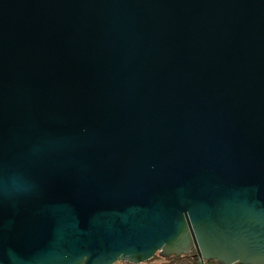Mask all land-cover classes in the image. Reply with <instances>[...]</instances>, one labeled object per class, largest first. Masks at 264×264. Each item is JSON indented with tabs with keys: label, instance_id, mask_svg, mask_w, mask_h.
<instances>
[{
	"label": "water",
	"instance_id": "1",
	"mask_svg": "<svg viewBox=\"0 0 264 264\" xmlns=\"http://www.w3.org/2000/svg\"><path fill=\"white\" fill-rule=\"evenodd\" d=\"M264 264V0H0V264Z\"/></svg>",
	"mask_w": 264,
	"mask_h": 264
},
{
	"label": "trees",
	"instance_id": "2",
	"mask_svg": "<svg viewBox=\"0 0 264 264\" xmlns=\"http://www.w3.org/2000/svg\"><path fill=\"white\" fill-rule=\"evenodd\" d=\"M161 258L163 260H169V261H178V260H182L184 262H186L187 264H201V260L199 259L198 255L196 254L195 250H192L190 253L186 254V255H181V256H170L168 258H162L160 256H158L157 254L154 255V257H152L150 260L152 259H156V258ZM205 264H219L217 263L215 260H208V261H204Z\"/></svg>",
	"mask_w": 264,
	"mask_h": 264
},
{
	"label": "rangeland",
	"instance_id": "3",
	"mask_svg": "<svg viewBox=\"0 0 264 264\" xmlns=\"http://www.w3.org/2000/svg\"><path fill=\"white\" fill-rule=\"evenodd\" d=\"M159 256V255H158ZM115 264H131L128 262H117ZM139 264H187L186 262L182 261V260H178V261H169V260H163L161 258H156V259H152L149 260L147 262L144 263H139Z\"/></svg>",
	"mask_w": 264,
	"mask_h": 264
},
{
	"label": "built area",
	"instance_id": "4",
	"mask_svg": "<svg viewBox=\"0 0 264 264\" xmlns=\"http://www.w3.org/2000/svg\"><path fill=\"white\" fill-rule=\"evenodd\" d=\"M201 264H205L203 261H201Z\"/></svg>",
	"mask_w": 264,
	"mask_h": 264
}]
</instances>
